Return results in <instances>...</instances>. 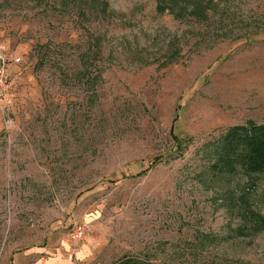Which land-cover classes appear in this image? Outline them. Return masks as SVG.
Here are the masks:
<instances>
[{"label": "rangeland", "instance_id": "374dc122", "mask_svg": "<svg viewBox=\"0 0 264 264\" xmlns=\"http://www.w3.org/2000/svg\"><path fill=\"white\" fill-rule=\"evenodd\" d=\"M0 44L22 60L0 264H264L245 179L211 167L228 128L264 125V0H0ZM249 203L264 217V173Z\"/></svg>", "mask_w": 264, "mask_h": 264}, {"label": "trees", "instance_id": "16d2710c", "mask_svg": "<svg viewBox=\"0 0 264 264\" xmlns=\"http://www.w3.org/2000/svg\"><path fill=\"white\" fill-rule=\"evenodd\" d=\"M159 7L161 10L162 7ZM190 14L196 18L205 16L204 13L199 15L195 10ZM167 60L172 61L173 58ZM211 167L219 174L239 175L245 179L235 203L237 215L243 224L241 231H248V234L264 231V217L249 203L250 193L256 187L259 176L264 173V125L249 121L228 128L222 136L218 158ZM114 264L150 263L140 258L124 256Z\"/></svg>", "mask_w": 264, "mask_h": 264}, {"label": "built area", "instance_id": "2783aa9c", "mask_svg": "<svg viewBox=\"0 0 264 264\" xmlns=\"http://www.w3.org/2000/svg\"><path fill=\"white\" fill-rule=\"evenodd\" d=\"M22 60L8 52L0 44V104L5 107L12 105L13 94L15 91V81L12 68L21 64ZM10 121H7L8 125ZM92 229L89 223L76 224L71 232V237L75 242H82L87 239Z\"/></svg>", "mask_w": 264, "mask_h": 264}]
</instances>
